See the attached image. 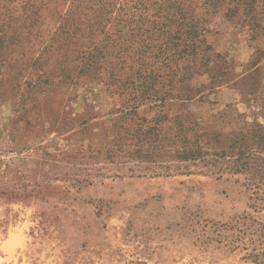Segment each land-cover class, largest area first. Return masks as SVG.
Here are the masks:
<instances>
[{"label": "rangeland", "instance_id": "1", "mask_svg": "<svg viewBox=\"0 0 264 264\" xmlns=\"http://www.w3.org/2000/svg\"><path fill=\"white\" fill-rule=\"evenodd\" d=\"M27 1L12 0L17 15ZM55 1L34 4L47 16L38 40L0 48V264H264V186L247 173L140 174L88 157L90 147L102 149L100 130L121 101L106 70L56 93L36 86L34 63L54 25ZM58 8L68 2L58 0ZM258 14L256 26L241 16L210 17L209 61L197 51L191 69L179 63L200 124L226 132L244 120L264 125V9ZM134 62L119 63L116 75H131ZM63 110L79 120L55 123Z\"/></svg>", "mask_w": 264, "mask_h": 264}, {"label": "trees", "instance_id": "2", "mask_svg": "<svg viewBox=\"0 0 264 264\" xmlns=\"http://www.w3.org/2000/svg\"><path fill=\"white\" fill-rule=\"evenodd\" d=\"M36 1L28 0L22 5L23 14L17 15L12 0H6L0 14V48L29 42L28 36L41 37L47 16L42 7L34 6ZM65 1L68 8L64 11L55 1L54 25L47 28L49 37L35 59L36 86L47 95L65 83L77 85L81 77L94 81L102 78L103 70L109 72L121 108L109 119L110 125L100 130L102 149L90 147L88 157H101L140 174L182 168L190 174L247 173L255 184L264 186V125L244 120L226 132L215 122L200 124L188 108L196 96L188 84L190 78L179 76L178 70L180 62L191 69L197 51L209 61L206 25L210 17L220 13L229 19L241 16L256 26L264 4L259 5V0ZM132 49L135 55H130ZM54 57L56 63L46 69ZM129 58L135 61L127 66L131 75L118 77L114 70L123 68L119 63ZM145 106L148 111L143 110ZM228 108L232 114V106ZM62 113L64 117L55 123L79 120L65 110ZM91 118L88 112L82 119L83 131Z\"/></svg>", "mask_w": 264, "mask_h": 264}]
</instances>
